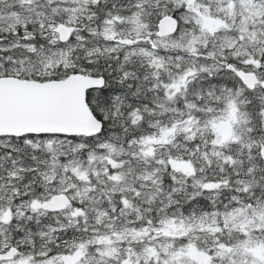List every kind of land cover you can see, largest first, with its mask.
Returning <instances> with one entry per match:
<instances>
[{
	"label": "snow or ice",
	"instance_id": "snow-or-ice-1",
	"mask_svg": "<svg viewBox=\"0 0 264 264\" xmlns=\"http://www.w3.org/2000/svg\"><path fill=\"white\" fill-rule=\"evenodd\" d=\"M0 264H264V0H0Z\"/></svg>",
	"mask_w": 264,
	"mask_h": 264
}]
</instances>
